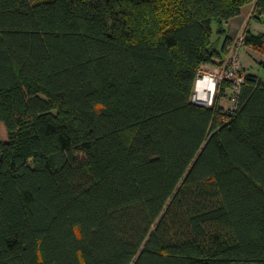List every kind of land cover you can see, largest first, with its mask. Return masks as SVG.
<instances>
[{"label": "trees", "instance_id": "trees-1", "mask_svg": "<svg viewBox=\"0 0 264 264\" xmlns=\"http://www.w3.org/2000/svg\"><path fill=\"white\" fill-rule=\"evenodd\" d=\"M253 3L0 0V264H264V80L193 101Z\"/></svg>", "mask_w": 264, "mask_h": 264}, {"label": "built area", "instance_id": "built-area-1", "mask_svg": "<svg viewBox=\"0 0 264 264\" xmlns=\"http://www.w3.org/2000/svg\"><path fill=\"white\" fill-rule=\"evenodd\" d=\"M245 44V31H243L240 35L237 36L236 39H234L233 44L230 46L228 54L226 55L225 61L222 65V68L218 72V75H209V77L212 78L213 81L220 83H230L231 95L229 97V107L227 109L232 113L237 112L240 108V99L243 85L245 84L247 77V73L245 70H243L240 62V53L241 50L245 47ZM204 75V71H201L198 75V78L201 79L202 77H204ZM206 77L209 78L208 76ZM197 98L198 96L197 94H195L193 97V101L199 103V100H197Z\"/></svg>", "mask_w": 264, "mask_h": 264}, {"label": "rangeland", "instance_id": "rangeland-1", "mask_svg": "<svg viewBox=\"0 0 264 264\" xmlns=\"http://www.w3.org/2000/svg\"><path fill=\"white\" fill-rule=\"evenodd\" d=\"M248 26H249L250 32L254 34L256 32V35L264 34V23L257 22V20L254 19ZM240 62H241L243 70H246L249 74L257 76L258 78L264 80V46L257 47L255 45L245 44V47L241 50V53H240ZM221 68L222 66L216 67V69L212 71V70H208L203 67L202 71H204L205 75L199 80L206 79L207 78L206 76L209 77V75L217 76ZM210 79L212 80V78ZM219 95L220 94H217V96L214 97L211 93H209L205 97L201 98L197 94L198 96L197 100H199L200 104L211 106L212 104H214L215 100H217V97ZM219 99L222 100L221 102L224 103L226 108L229 107L228 97L220 96ZM0 135L3 140L5 141L7 140V134H6L4 125H0Z\"/></svg>", "mask_w": 264, "mask_h": 264}, {"label": "crops", "instance_id": "crops-1", "mask_svg": "<svg viewBox=\"0 0 264 264\" xmlns=\"http://www.w3.org/2000/svg\"><path fill=\"white\" fill-rule=\"evenodd\" d=\"M254 8H255V3L247 5L242 9L241 14L239 16L235 17L230 21L229 23L230 36L233 38V40L243 31H245L247 27L249 28L248 25L253 21L252 16H253ZM204 68L212 71L216 69V67H212V66H204ZM221 85L222 83H218L209 78L198 80L196 84L195 92L201 98L205 97L208 93H211L214 97H216L217 94H220ZM229 94L230 92H228V101H229ZM219 97L220 96L217 97L219 105L226 108V106L224 105V103L221 102L222 100H220Z\"/></svg>", "mask_w": 264, "mask_h": 264}]
</instances>
